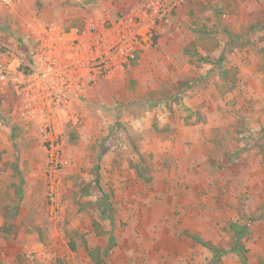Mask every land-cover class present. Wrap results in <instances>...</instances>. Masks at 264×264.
Returning <instances> with one entry per match:
<instances>
[{"label":"rangeland","instance_id":"1","mask_svg":"<svg viewBox=\"0 0 264 264\" xmlns=\"http://www.w3.org/2000/svg\"><path fill=\"white\" fill-rule=\"evenodd\" d=\"M151 1L0 0V62L39 50L32 25ZM156 17L136 62L68 98L55 172L45 123L0 80V264H264V0Z\"/></svg>","mask_w":264,"mask_h":264},{"label":"built area","instance_id":"2","mask_svg":"<svg viewBox=\"0 0 264 264\" xmlns=\"http://www.w3.org/2000/svg\"><path fill=\"white\" fill-rule=\"evenodd\" d=\"M174 1H151L150 11L145 12L147 18L123 17L109 26L93 20L68 29L57 23L32 25L39 36V50L32 51L27 61L14 49L8 54L10 57L6 56L9 63L0 62V80L12 82L18 93L24 95L30 112L45 123L47 142L53 151L50 159L53 172L61 160L60 138L54 137L57 115L64 110L68 98L136 59L151 41L156 16L167 15L182 0ZM20 63L26 64L27 71Z\"/></svg>","mask_w":264,"mask_h":264},{"label":"trees","instance_id":"3","mask_svg":"<svg viewBox=\"0 0 264 264\" xmlns=\"http://www.w3.org/2000/svg\"><path fill=\"white\" fill-rule=\"evenodd\" d=\"M137 59H138V57H137L136 59H134V60L132 61V63L136 62ZM5 230H6L7 232H8V231H9V232H11V231L16 232V224L13 223V224H11V225H9V226H6V227H5ZM203 243H205L206 245L212 247V245H211L210 243H208V242H203ZM96 250L98 251L99 248H98V247H95V248L87 247V248H86V251L89 253L88 255H90L94 261H96V262H100V261L103 260V258L95 255ZM54 264H69V263L67 262V260L65 261L63 258H58Z\"/></svg>","mask_w":264,"mask_h":264},{"label":"crops","instance_id":"4","mask_svg":"<svg viewBox=\"0 0 264 264\" xmlns=\"http://www.w3.org/2000/svg\"><path fill=\"white\" fill-rule=\"evenodd\" d=\"M174 232H175V231H172V234H173ZM87 247H90V246H89V245H88V246H85V250H86ZM90 248H91V247H90Z\"/></svg>","mask_w":264,"mask_h":264}]
</instances>
